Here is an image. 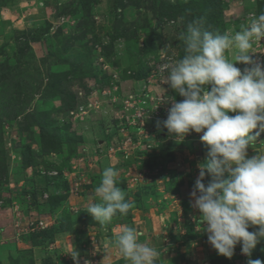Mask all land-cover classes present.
I'll return each instance as SVG.
<instances>
[{
	"label": "rangeland",
	"instance_id": "374dc122",
	"mask_svg": "<svg viewBox=\"0 0 264 264\" xmlns=\"http://www.w3.org/2000/svg\"><path fill=\"white\" fill-rule=\"evenodd\" d=\"M261 12L264 0H0V264H76L74 251L128 264L113 243L124 226L156 264H247L239 245L218 255L193 219L202 133L178 143L157 121L163 99H183L163 69L185 54L187 25L234 35ZM252 51L264 60V40ZM108 166L132 207L101 226L86 210ZM251 259L264 262V241Z\"/></svg>",
	"mask_w": 264,
	"mask_h": 264
},
{
	"label": "clouds",
	"instance_id": "9594fccd",
	"mask_svg": "<svg viewBox=\"0 0 264 264\" xmlns=\"http://www.w3.org/2000/svg\"><path fill=\"white\" fill-rule=\"evenodd\" d=\"M203 23L196 18L187 25L181 37L185 54L163 69V83L183 99L162 100L160 104L169 101L171 107L157 129H166L178 143L192 132L202 133L206 156L189 193L199 213L193 219L218 255L231 259L239 245L247 264H264L251 259L264 241V154L248 155L264 133V60L251 55L253 42L264 40V12L234 35L203 30ZM229 50H234L232 59L227 58ZM118 174L112 166L103 170L95 188L97 202L86 210L101 226L132 207L118 186ZM113 243L128 264H156L159 257L154 247L138 242L131 226L115 233ZM71 255L79 264V253Z\"/></svg>",
	"mask_w": 264,
	"mask_h": 264
}]
</instances>
